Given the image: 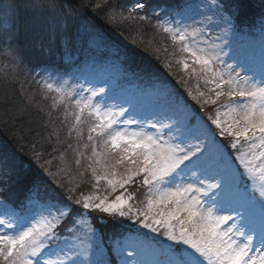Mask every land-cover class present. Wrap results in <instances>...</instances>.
<instances>
[{"label":"snow or ice","instance_id":"6c2138e0","mask_svg":"<svg viewBox=\"0 0 264 264\" xmlns=\"http://www.w3.org/2000/svg\"><path fill=\"white\" fill-rule=\"evenodd\" d=\"M82 7L117 25L149 18L142 0L130 6L91 0ZM195 23L201 27L191 31L166 24L160 28L186 54L177 61L185 73L183 82L197 78L194 91L186 88L188 95L202 109L218 105L214 114L197 115L174 99L166 85L152 86L151 93L160 100L152 107L117 97L108 81H89L97 86L89 87L87 96L43 85L57 94V103L79 97L70 113L69 136L75 132L77 140L84 138V118H93L83 145L84 150L91 146V154L77 151L75 165L89 161L86 170L94 190L103 181L111 193L123 191L111 200L94 193L74 197L73 188L65 185L70 203L29 198L15 209L0 201V264H111L90 223V213L96 211L135 218L153 233L163 231L172 242L164 246L167 259L160 261L147 249L122 248L120 240H113L119 264H264V47L257 57L228 44L225 25L232 21L223 16L224 31L214 40L206 31L211 17ZM93 35L103 43L99 33ZM7 39L6 30L0 32V41ZM4 54L20 58L10 44ZM200 80L206 90L200 89ZM224 138H230L227 146ZM60 173L66 174L60 177L64 184L68 169ZM132 185L146 190L143 207L132 203ZM70 216V235L62 238L60 229Z\"/></svg>","mask_w":264,"mask_h":264},{"label":"trees","instance_id":"16d2710c","mask_svg":"<svg viewBox=\"0 0 264 264\" xmlns=\"http://www.w3.org/2000/svg\"><path fill=\"white\" fill-rule=\"evenodd\" d=\"M40 1L43 4L59 6V14L63 16L62 19L64 18L63 26L66 32L59 31V36H57L52 31H47L44 35L38 31L35 38L26 37L30 43H27L25 39L22 40L18 35L15 36L13 45L20 52L21 60L29 67L27 76L30 79L34 77L40 81L39 72L41 69H48L52 66L59 69L65 54L69 53L65 51H69L72 46H75L76 39L87 43L89 38H94V33H99L104 39L103 43L98 42V45L108 57L107 61L110 63L120 62L127 72H133L132 75L137 77L138 81L166 85L179 101L186 103L194 113L200 116L206 117V114H214V108L218 105L202 109L186 91V88L194 91L195 87H190L183 82L179 73L177 76L174 69L167 68L162 60L163 49L165 51L171 47L180 51V45H177L178 48H176L168 34L161 30V15L170 14V12L182 9L188 4L198 3L202 0H142L148 6L144 10V14L149 18L123 21L118 25L106 22L102 16L93 13L90 8L82 7L83 4L90 3L91 0ZM211 1L232 21L231 26L235 30H239L244 35L247 34L246 36L250 34L251 38L258 36L257 31L264 26V0ZM111 2L130 6L135 0H111ZM66 10L76 15L71 22L66 19ZM60 25L59 28H63ZM32 40H34L33 43H31ZM29 45H33L35 50H39L38 57L24 49H29ZM14 46L12 47L14 48ZM171 55L175 62L178 59L177 55L175 53ZM29 59H36V61L29 63ZM21 66L23 67V65ZM177 67L180 68V64ZM21 77L20 80L25 82L23 79L25 77L22 75ZM23 81L22 83H24ZM35 81L37 82V80ZM199 87L201 90L206 88ZM225 139L229 140L230 138ZM224 144L226 145V143ZM56 153L59 154L56 136L54 130L46 122L45 116L28 101L27 96H23L22 85L18 77L12 73L0 71V162L1 174L8 180L5 183L7 186L2 183L0 185V194L4 203L12 208L20 209L27 204L29 198L33 199L34 197L42 196V200L58 198L66 201V197L70 193L58 188L56 185L59 179L56 181L51 176L55 172L53 160ZM37 186L38 191L35 190ZM92 190L94 188L85 187L77 192L72 191L71 194L74 197L81 194L88 195L93 193ZM129 191H134L136 194V199L132 203L136 207H143L141 201L145 198L146 190L140 192V190H136V187L131 186ZM72 207L84 211L78 205L73 204ZM89 219L99 232L110 261L116 263L117 257L115 251L112 250L111 242L118 239L122 243L127 234H131L136 227L139 228L135 224L139 221L119 216L113 217L99 211L90 213ZM69 225L65 223L62 226L63 232ZM141 231L150 237L149 229L141 227ZM158 239L168 241L165 236L160 234ZM155 240L158 241L157 238Z\"/></svg>","mask_w":264,"mask_h":264},{"label":"rangeland","instance_id":"374dc122","mask_svg":"<svg viewBox=\"0 0 264 264\" xmlns=\"http://www.w3.org/2000/svg\"><path fill=\"white\" fill-rule=\"evenodd\" d=\"M9 5H11V7H8ZM66 11V19L71 22L72 19H75L76 15L69 10ZM221 16H223L225 19H228L227 15L224 12L216 8L214 2H212L211 0H202L198 3L188 4L182 9L170 12V14L161 15L160 22L161 24H166L167 26L173 27L175 29L187 28L188 31H191L192 28L201 27V25L195 23V21L205 20L206 17H211V23L208 24L206 31L214 40L216 36L221 35L224 31V27L220 25ZM61 17L63 16L59 14V6L45 3L43 4V2L41 3L40 0H0V32H5L6 30V35L8 37L6 42L0 41V71L2 73H12L13 75H16L18 77L22 85L23 96H27L28 101L33 106H35L43 114V116H45L46 122L49 123L50 127L54 130L56 143L59 147V154L56 153V156L53 160V162H55L53 164V169L55 172L54 174H51V176L55 180L59 179V182L56 180L58 183L56 186L60 189L66 190V187L64 185L65 183H67V187L73 188V192H77L85 187L93 188V184L95 183L94 179L91 176L90 170H86V166L89 162L87 159H82L81 165L79 167H77L74 163L77 151H84L85 157L91 154V146H89L87 150H84L83 145L85 143H88L86 139L87 128L91 123H93V118L87 117V115L84 118L86 121V123L83 125L84 138L77 140L75 132H73L71 136H69L68 133L72 121L70 113L75 107L74 100L79 97L73 95V97L71 98V100L73 101L72 103H69V100L67 99L63 103H57V94L55 92L46 91L43 88V85L46 82L52 83L54 87H64L68 91H71L73 93L79 92L81 93V95L87 96V89L89 87L97 86V84L90 83L89 81H108L112 85L113 93L117 97L123 96L126 100L136 98L146 107L155 106L160 102V100L159 97L151 93V89L154 84L146 81H138V78L132 75L133 72H127L120 62L116 63L114 61L115 63H110L109 61H107L108 57L103 52V49H101V46L98 45V41L94 38H89L87 43L83 42L81 39H76L74 42L75 46H72L69 51H65L69 53L65 54L63 62H60L61 64L59 65V69L55 66L44 70L41 69V71L39 72L40 81L39 79H35L34 77L33 79H30L27 76V74L29 73V71H27L29 70V67L26 66L25 63L21 60L22 58L14 59L12 56L4 54V52L8 50L9 44L11 45L12 49L17 50L13 45L16 35H18L22 40L25 39L27 43H30L27 38H35L38 31L42 32V35H44L47 31H52L57 36H59V31L63 33L66 32L63 26L64 18L62 19ZM59 21L61 22V25ZM59 25L63 28H59ZM225 26L228 27V44L245 52L252 53L257 57L259 56L261 48L264 47V43H262L264 42V26L263 28H259V30L257 31L258 36H252V38L250 34L249 36H246L247 34H242L239 30H235L231 25ZM197 39L203 40L205 39V37L199 36L197 37ZM34 40H32L31 43H33ZM177 45L179 44H175L176 48H178ZM12 46H14V48ZM200 46L203 47L204 45L201 44ZM22 47H20V49H22ZM28 48L29 49H24L28 50L30 54L36 57L40 55L39 50H35V47L33 45H29ZM169 49H167L166 51H164L163 49L162 51V60L165 66L169 68V65H171L170 68H173L176 74L179 73L180 77H185V73L183 72L181 65L180 68L177 67V61L186 54L181 53L175 48L169 47ZM225 51H229L230 53V49L227 46H225ZM171 52L175 53L178 57L175 62L173 61ZM28 57L31 58L30 55H28ZM224 59L227 60V57L225 56ZM30 61L33 62L36 61V59H29L28 62L30 63ZM21 65H23V67ZM21 75L26 78H23L25 82L23 80H20L22 79ZM35 80H37V82ZM22 81L24 83H22ZM186 84L190 87H196L197 78L192 77L190 79H187ZM81 85H83V91H81ZM199 86L206 87L202 80L199 81ZM204 90H206V88ZM173 98L175 99L174 96ZM96 99L97 101H99L100 97H97ZM109 103L114 108L116 107L115 101H109ZM188 107L191 109L190 106ZM66 112L68 113L67 116L65 115ZM131 127L133 130H136V125H132ZM146 130L149 132L154 131L153 129ZM225 141L226 140L224 138L223 142L225 143ZM69 145H71V147H69ZM228 151L231 152L230 149H228ZM61 157H63V160L61 159ZM64 167L68 169V174L67 179L65 180L64 184H62L60 177H63L66 174L60 173L59 176L57 174L59 173V170ZM81 173L83 175H81ZM7 181L8 180L6 179V177L1 174L0 162V185L1 183L2 185H6L5 183H7ZM77 184L79 185L78 187H76ZM132 186L136 187V189L138 187V185ZM139 190L140 192L144 191L143 188H139ZM92 191L96 195H108L109 199L111 200L114 199L115 195H119L123 190H118L116 193H111L110 190L107 189V186L104 184V182L101 181L99 190ZM0 201L4 202L1 194ZM135 224L139 226V228L136 227V230L141 231L142 225L140 224V222H137ZM60 232L62 238L64 236L70 235V233H68L66 229L63 232L62 227L60 229ZM149 234L150 239H145L143 237L137 239L127 238L121 245V247H127L137 250H139L140 248H144L149 252H153L155 259H158L160 261L166 260L167 257L165 259L164 254H162V251L160 249V245L163 243H165L163 245H169L172 242L165 241L164 239H158L159 235L151 231H149ZM160 235H163V231H161ZM96 236L98 238V241H101L100 234L97 230ZM155 238H157V240L162 243L156 241ZM151 239L160 244L152 241ZM102 247L104 249L106 258L110 261V257L106 251V248L104 247V244H102ZM115 255L117 257L116 264H119V260L121 259V257H118L116 252ZM127 258L129 260H132L135 257ZM111 264L113 263L111 262Z\"/></svg>","mask_w":264,"mask_h":264}]
</instances>
